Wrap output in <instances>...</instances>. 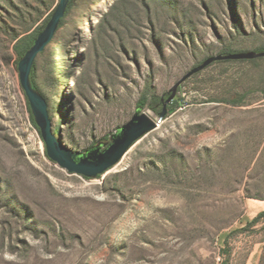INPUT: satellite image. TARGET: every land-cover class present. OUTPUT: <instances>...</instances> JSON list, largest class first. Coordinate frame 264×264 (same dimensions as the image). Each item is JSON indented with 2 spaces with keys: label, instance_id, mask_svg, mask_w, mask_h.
Here are the masks:
<instances>
[{
  "label": "rangeland",
  "instance_id": "obj_1",
  "mask_svg": "<svg viewBox=\"0 0 264 264\" xmlns=\"http://www.w3.org/2000/svg\"><path fill=\"white\" fill-rule=\"evenodd\" d=\"M59 3L0 0V264H264V218L250 224L264 211V57L193 75L117 165L70 174L31 122L15 51ZM69 4L32 74L74 152L108 145L141 101L158 120L154 97L207 58L264 51V0Z\"/></svg>",
  "mask_w": 264,
  "mask_h": 264
},
{
  "label": "water",
  "instance_id": "obj_2",
  "mask_svg": "<svg viewBox=\"0 0 264 264\" xmlns=\"http://www.w3.org/2000/svg\"><path fill=\"white\" fill-rule=\"evenodd\" d=\"M70 0H60V3L51 16L44 30L38 35L34 45L27 51L19 63V72L22 87L28 98L29 105L37 127L46 146V152L50 160L57 163L70 174L80 175L86 178H96L103 175L112 167L117 165L125 154L139 140L157 128L168 114V106L176 97L177 90L183 82L195 74L208 68L210 65L225 60H254L264 57L262 52H241L209 57L200 65L192 69L182 77L169 91V97L163 101V110L158 120H153L143 108L138 107L132 119L125 125L119 127L111 137L107 145L100 143L84 153L74 152L61 142V137L53 131L52 120L49 115L46 99L33 87L31 73L39 54L45 51L52 42L62 19L65 17Z\"/></svg>",
  "mask_w": 264,
  "mask_h": 264
},
{
  "label": "trees",
  "instance_id": "obj_3",
  "mask_svg": "<svg viewBox=\"0 0 264 264\" xmlns=\"http://www.w3.org/2000/svg\"><path fill=\"white\" fill-rule=\"evenodd\" d=\"M69 9H70V4L67 8V11H66V14H65V17L67 16L68 12H69ZM65 17L62 19L61 21V24L59 26V29L61 28L62 26V23H63V20L65 19ZM58 29V30H59ZM44 30V29H43ZM42 30V31H43ZM41 29L34 32V33H31L29 35H26L25 37H23L21 40H19L18 44L15 46V51L17 53V55L19 56V58H23L25 56V54L27 53V51L34 45V42L36 41L38 35L42 32ZM262 52V51H261ZM223 55H226V53H224ZM31 82L33 84V87L37 90L36 88V85L34 84V81H33V74L31 73ZM169 97V94L165 96V100L168 99ZM236 104H240L239 101H236ZM140 105L139 107L143 108L144 110V102L141 101L140 102ZM163 105V101H162V98H158V97H154V104L152 105V109L153 110H158L157 109V106H161ZM176 107H169L168 106V115H170L172 112H174ZM163 108L160 110V112H162ZM30 112V115H31V122L32 124L36 127V129L39 131L40 133V129L37 127L36 123H35V120H34V117L33 115L31 114V111L29 110ZM159 112V111H158ZM41 134V133H40ZM48 156V155H47ZM264 218V211L261 212L258 217H256L250 224H256L257 222H259L260 220H262Z\"/></svg>",
  "mask_w": 264,
  "mask_h": 264
}]
</instances>
